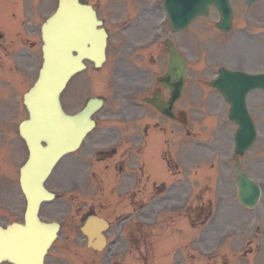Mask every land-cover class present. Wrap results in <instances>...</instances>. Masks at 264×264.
<instances>
[{
    "label": "flooded vegetation",
    "instance_id": "1",
    "mask_svg": "<svg viewBox=\"0 0 264 264\" xmlns=\"http://www.w3.org/2000/svg\"><path fill=\"white\" fill-rule=\"evenodd\" d=\"M150 3L151 6L142 3L140 6H143L134 8L126 6L123 0H97L94 4L109 35L108 67L94 70L98 73L97 78L102 81L105 77L108 81L113 77L117 92L120 93L122 116H107L111 107L101 108L97 112L101 116L94 117L96 126L84 140L74 159L72 170L68 171L66 168L58 171L51 178L49 183L56 188V200L59 202L46 203L42 215L59 220L61 232L47 258V264L149 263L148 230L155 229L149 224L158 216L155 208L162 201L158 193L154 192L157 188L155 183L147 187L150 190L145 193L143 162L134 158L143 154V134L138 131L123 132V125H147L157 121L160 114L148 99L154 98L157 91L163 97H169L159 79L168 68L169 51L166 39L173 32L166 24H160L159 5L153 0ZM261 13H250V22L263 28L258 37L264 42V10ZM253 36H247L248 42H233L232 49L235 44L237 50L242 45L245 50L243 58L256 63V59L259 62L262 59L257 57L258 44ZM173 41L189 68V35L182 41L173 37ZM19 46L16 51L10 41L1 46L4 57L12 63V69L7 72H16L18 61L22 62L26 70L31 66L34 58L31 40L22 41ZM231 58L233 61L237 60V54H231ZM0 66H4L2 58ZM262 67L259 63L256 69ZM4 70L6 69H0V72ZM94 70L88 69L83 73L85 75L78 74L75 78L73 95L77 98L82 90L93 88L92 76L86 73ZM189 83L190 78L187 75L185 89ZM174 110L176 117L173 120L185 125L188 120L186 108L177 107L175 103ZM91 158H96L103 166L95 165ZM101 175L102 180L99 181ZM57 184L61 186L57 187ZM174 186L173 183L171 188ZM62 194L68 195L61 196ZM170 196L167 193L162 199ZM89 221L102 222L93 239L83 229Z\"/></svg>",
    "mask_w": 264,
    "mask_h": 264
},
{
    "label": "rangeland",
    "instance_id": "2",
    "mask_svg": "<svg viewBox=\"0 0 264 264\" xmlns=\"http://www.w3.org/2000/svg\"><path fill=\"white\" fill-rule=\"evenodd\" d=\"M123 1L125 2L126 6L129 5L127 4V0ZM56 3L57 0H42L41 3L40 1H38L35 5L34 13L31 17V28L36 22L38 23L41 22V20H44L45 12L40 10L39 8L42 9V7L44 6L46 10L45 14L50 15L56 6ZM147 4H150V0L147 2ZM33 5L34 2H32V6ZM257 6L263 8L264 0L257 4ZM255 8L256 7L252 6L248 7L247 10H254ZM235 12H237V18L244 15V10L239 6H237V10H235ZM217 19V13L213 12L208 17L196 20L190 26V32L192 36V67L190 74L192 77V82L187 91V96H189L191 101V113L189 116L190 121L187 125V128L189 130H192V132L197 137H205L209 132L206 134V132L204 133L203 131H201L203 126L205 125L203 124V122H205L209 127L214 121L215 124L212 126H215L217 124L216 127L218 130H214L216 132L213 136L208 135L210 138L208 139V143H210L211 148H215V153L219 151V153L222 154V152L224 151L222 157L220 158V160H218V157H214L213 159H211L207 155L208 151H199V146H196L194 144L195 140L192 135L190 136V138L192 137V141L190 143L192 147L188 144L189 142L187 139H184L183 142L181 138H185L186 135L182 137L178 135L182 132L183 127L173 125L171 122H169V127L167 129H164L168 131H165L162 134V138H164L165 140L166 138H169L170 129L176 126V136L173 138V140H176L178 142L181 141L180 147H177L178 150H176V152L174 153H168L167 151L162 150V155L164 159L167 160L166 161L162 158L161 155H159L160 150L158 152L156 138H153L150 141L148 151L143 156L145 165H147L155 175L165 178L164 180L166 181L170 174L177 175V178H179L180 180H184L188 174L191 186L189 187V189H187L186 187H182L181 193H178L179 190L176 189V195H174L173 199L174 202L180 201L185 191H188L191 194L192 227L190 228L188 223H184V226L182 224L179 226L174 224L170 225L167 223L172 221V219H163V221L161 220L160 223L161 225L165 224L164 227H161V225H159L158 230L156 228L153 229L154 231L152 230L153 233L151 230H148L150 245H153V243L151 242V237H153L155 234L162 236L164 233H166V237H161L159 244L158 242H156V244L159 245L158 247H156V253L159 257L158 264H171V262L173 263L175 255H178L175 259L177 262L173 264H202V253L200 250L201 244L197 240H200L202 238V234L200 233L201 231H204L206 226H208V221H204V219H206L208 214L213 213L214 211L216 213L218 210L220 204L218 200H221L220 198L218 199V196L225 197V199L221 200V210H219L217 214V222L220 226L225 227V230H231L230 227H232L234 218H237L238 221L239 218H247L248 216L253 217V228H255L256 239L254 244V254L256 253V262H254V264L259 263L258 246L260 242L264 240V93L261 91H256L250 94L248 98V105L256 122L258 137L253 147L242 157V161L245 168L249 169L248 171L254 176V178H256L263 185V197L260 204L255 209L248 210L244 208L237 200L235 163L232 159V137L233 132L236 129V125L228 121L229 107L224 99L219 95H215L214 93L211 94L208 89L209 85L207 84V81L211 80L214 77V75L216 74L215 69L210 66L205 68V65L202 62H199V60L204 56V52L202 50V41L200 37L201 34L199 35L198 33L199 26H201L202 29H204V31L207 33V37L205 38L209 39L211 38V34L213 32H216L211 25L213 22L215 23ZM5 25L10 30V38H14V34L12 32V24L9 21H5ZM240 26H242V24L237 23L235 28ZM18 28L22 42L24 35L21 31V27L18 26ZM235 28L232 31L225 33L224 35H216L215 39L220 40L222 38L224 40H229L233 39L236 35H240L241 40H244V38L241 37L240 31ZM38 29L39 28H36L34 30ZM16 31L18 33V29H16ZM1 32L3 31L0 28V33ZM179 37L183 38L181 35H179ZM30 39L35 44L33 47V51L35 52V59L32 61L31 66L28 70L23 67L22 62L18 61L19 66L16 67V72H7L9 69H12V63L4 57V53L1 48L2 44L8 42L7 37L5 36L0 42V58H2V62L4 63V66H0V69H6L4 70V72H0V223L5 224L11 222L12 220H17V218H20L25 209V199L19 188L18 178L19 168L25 162L28 156V151L24 141L21 139L18 133V124L23 118L27 116L26 108L24 107L22 102L23 94L28 90L30 82L35 78L37 70L39 68V64L41 63L40 36L39 34L38 36H33V34H31ZM19 47L20 46H15V51ZM222 47L223 44H219L218 46L212 44L211 46H208V57L210 56L214 61H225V54L215 53L216 50L222 52ZM240 48H242V46ZM225 50L226 49L224 47V51ZM210 63L216 65L211 61ZM236 64L239 65L237 67L241 68H244L246 65V63L242 61V58L239 59L238 63H236V61H233L231 65ZM88 74L89 73H86V75ZM195 78L201 79L202 83L199 82L197 84L196 81H194ZM109 81V90L111 92L109 91L110 93H108L112 100V96L114 94L113 84L115 82L113 77H110ZM106 82H108L107 79ZM94 90L95 92H97V94H107L102 93L101 90L103 89H100V87ZM83 93H85V91H83L82 94ZM82 94H80V97L75 100L72 98V93L69 94L68 92H65L64 104L68 111L73 112L74 110H76L82 104L83 96L90 95L89 93H86L82 96ZM111 111L115 112L114 108H112ZM158 120L161 122V125L166 124L165 120ZM159 129V126L153 125V130L158 131ZM202 140L205 139L202 138ZM169 141H171V139L166 140L164 145H162V143L160 142L159 148H167V142ZM135 159H137V157H135ZM73 161L74 156H67L63 159L58 171L64 169L66 170V168L68 169V171L72 170L74 163ZM199 161L200 164H198ZM212 161L214 162V164H212ZM218 165L221 166L219 167L220 169L218 168ZM191 166L192 169H190ZM223 168L225 169V171L223 170ZM144 173L145 178L143 180H145V189L146 181L150 183L152 182V180L146 179L147 174L153 176L158 181V183L161 182L160 179L155 177L148 170L146 171L144 169ZM222 176H224V178L222 179V190L224 191V194L220 191L217 192L218 182L222 178ZM98 180H102V175L98 178ZM203 185L207 186L203 187ZM56 186L60 187L61 184H57ZM210 198H212L213 200L212 203L209 201ZM179 215L180 214L177 215V218L180 217ZM177 221L178 219L175 220L176 223ZM218 223L216 224L215 222L217 231L220 230L218 228ZM236 229L237 227L235 228V230ZM174 233L176 239L172 237ZM218 237L220 238L221 236L219 235ZM183 238L185 240H187V238H190L192 250L186 249L187 242ZM175 240L181 241L180 248L176 252H174L175 244L174 246H172V242ZM220 241L223 242L222 239ZM153 249L154 248H149V251H147V254L150 258L148 264L153 263ZM190 252H192V257L190 256ZM232 252L233 250L231 249L230 243L225 244L223 246V249H221V253L224 256V260L227 262V264H236L235 260L237 255H232Z\"/></svg>",
    "mask_w": 264,
    "mask_h": 264
},
{
    "label": "water",
    "instance_id": "3",
    "mask_svg": "<svg viewBox=\"0 0 264 264\" xmlns=\"http://www.w3.org/2000/svg\"><path fill=\"white\" fill-rule=\"evenodd\" d=\"M210 2L220 7L224 23L228 24L231 21V9L227 0H167V8L172 23L182 27L197 14L207 13ZM97 23L94 12L79 0H59L57 12L44 29V64L38 80L24 96L30 118L20 124V134L30 151L20 176L21 187L28 201L25 224L12 223L7 229L0 227V263L44 264L45 254L57 235L56 224L46 225L38 216L40 203L52 197L44 182L60 158L79 146L87 131L85 120L92 112L89 107L81 114L65 113L60 94L70 77L85 67L84 57L94 60L97 66L104 61L106 33L97 27ZM74 51H78V55ZM181 67L182 59L173 50L172 72H169L168 80L171 82L169 88L176 97L183 90L184 72H180ZM213 84L231 104L230 116L239 124L237 150L243 153L256 136L245 97L250 90L264 87V74L246 75L224 71ZM159 106L163 108L162 104ZM42 141L46 142V146ZM237 183L241 202L254 206L259 199L260 188L242 172L239 163Z\"/></svg>",
    "mask_w": 264,
    "mask_h": 264
}]
</instances>
